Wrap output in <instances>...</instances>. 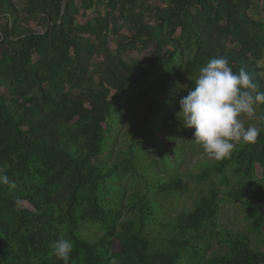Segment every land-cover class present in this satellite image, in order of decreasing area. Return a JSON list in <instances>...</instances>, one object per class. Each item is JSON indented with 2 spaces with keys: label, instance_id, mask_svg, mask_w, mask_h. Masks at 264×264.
Instances as JSON below:
<instances>
[{
  "label": "trees",
  "instance_id": "obj_1",
  "mask_svg": "<svg viewBox=\"0 0 264 264\" xmlns=\"http://www.w3.org/2000/svg\"><path fill=\"white\" fill-rule=\"evenodd\" d=\"M15 1L0 0V168L15 184H0V264H63L60 238L68 264H264V131L194 172L202 145L177 116L212 57L264 90V7ZM132 44L147 54L127 63ZM226 207L241 229L221 221Z\"/></svg>",
  "mask_w": 264,
  "mask_h": 264
},
{
  "label": "clouds",
  "instance_id": "obj_2",
  "mask_svg": "<svg viewBox=\"0 0 264 264\" xmlns=\"http://www.w3.org/2000/svg\"><path fill=\"white\" fill-rule=\"evenodd\" d=\"M261 78H264L262 75ZM264 105V90L253 73L241 67L234 71L225 56H216L199 68L194 87L179 100L177 113L182 125L194 129L193 139L213 159L231 156L239 144H255L264 128L249 121H264L257 109ZM0 184L15 187L3 168ZM73 241L60 238L52 245V254L68 264Z\"/></svg>",
  "mask_w": 264,
  "mask_h": 264
},
{
  "label": "rangeland",
  "instance_id": "obj_3",
  "mask_svg": "<svg viewBox=\"0 0 264 264\" xmlns=\"http://www.w3.org/2000/svg\"><path fill=\"white\" fill-rule=\"evenodd\" d=\"M14 3L20 7V3H18L17 1L13 0ZM252 2V5L253 6H257L259 8H263L264 7V1L263 0H251ZM162 5V3H160ZM100 10V9H99ZM98 10V11H99ZM95 14V10H91L90 12H87L85 14V18L81 19L80 17H77V21L78 23H84L85 21L87 20H90L92 19L93 15ZM254 15V14H253ZM264 15V14H263ZM256 16V15H254ZM31 29L33 31H37L39 32V28L38 27H35V26H31ZM121 34H125L124 31H121ZM110 49L111 50H114V45L111 44L109 45ZM123 48H121L122 50H120L121 52V56H122V59L127 62V63H130V62H134L138 59H141L143 57L146 56V51H138V50H134V45H129V46H126V45H123L122 46ZM98 60V59H97ZM261 67L264 69V60L263 62L261 63ZM264 74V72H263ZM245 120V124H256V121H249L246 117L244 118ZM189 137H192V135H190ZM186 146H187V143H186ZM195 149L198 148V146L194 147ZM198 150V149H197ZM189 160H190V165H195V169L193 170L194 172L198 171V169L200 170L199 167L201 166H204L203 164L204 163H207V164H212L214 163L216 160L211 158L204 150H203V147H202V152H200L198 155H189ZM183 170V167L180 168V172ZM255 174L256 176L259 178L260 177V170L256 167L255 168ZM189 188L190 190L192 191V184L191 182L189 183ZM191 204H192V199L189 198V197H184L182 198V200L179 202V205L180 207H183L185 206L186 208H189L191 207ZM241 218H242V213L240 210H236V208L234 207H226L225 209L222 210V218H221V221L227 226V228L229 229H234V230H238V229H241L243 226H244V223L241 221ZM263 238H264V229H263V234H262Z\"/></svg>",
  "mask_w": 264,
  "mask_h": 264
}]
</instances>
